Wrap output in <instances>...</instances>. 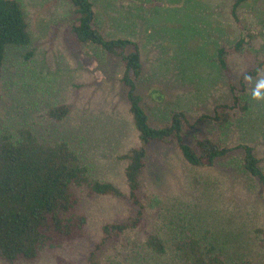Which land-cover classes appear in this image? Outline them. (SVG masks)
<instances>
[{"label":"rangeland","instance_id":"rangeland-1","mask_svg":"<svg viewBox=\"0 0 264 264\" xmlns=\"http://www.w3.org/2000/svg\"><path fill=\"white\" fill-rule=\"evenodd\" d=\"M17 1L32 40L28 47L10 46L6 52L0 138L16 137L17 129L27 127L40 141H63L94 178L126 192L121 156L139 142L118 58L76 41L70 29L75 13L68 0ZM91 2L94 27L105 38L129 39L139 47L142 77L136 93L151 126H162L171 110L184 111L194 127L186 141L206 136L229 147L251 145L264 170V103L250 100L241 74L250 66L264 74V0H247L238 7L243 28L231 15L234 0ZM241 32L248 50L229 58L225 73L215 61L216 49L233 45ZM28 50L32 55L25 59ZM241 86L244 89L238 90ZM150 91H156L158 100ZM234 95L244 96L250 107L244 113L235 108L231 126L219 129L205 116H212L220 104L233 106ZM64 104L71 105L65 119L56 122L48 117L51 107ZM143 186L145 227L162 238L165 254L153 253L145 247L143 234L132 231L120 244L105 245L101 264H180L172 242L181 225L196 237L208 232L235 264H264L262 235L256 231L264 230V198L256 182L240 170L234 152L212 167H193L174 146L152 147ZM84 207L86 238L61 252L69 264H88L102 225L133 214L125 202L112 197L97 196ZM0 264L6 263L0 259Z\"/></svg>","mask_w":264,"mask_h":264},{"label":"trees","instance_id":"trees-1","mask_svg":"<svg viewBox=\"0 0 264 264\" xmlns=\"http://www.w3.org/2000/svg\"><path fill=\"white\" fill-rule=\"evenodd\" d=\"M68 1L75 13L70 29L76 41L97 46L104 53L117 57L123 69L120 82L139 142L138 146L131 147L121 156L126 163L123 175L127 191L112 182L94 178L89 167L63 141H40L27 127L17 129L16 137L3 134L0 138V259L6 264H41L44 260L69 264L70 261L61 252L86 238L88 217L84 204L97 196L125 202L133 214L102 225L101 239L89 253L88 264H101L105 245L120 244L132 231L143 234L145 247L153 253L165 254L166 246L162 238L148 232L145 227L143 177L147 168V153L152 147L174 146L182 159L193 167H212L234 152L240 170L256 182L264 198V170L251 145L229 147L218 138L206 136L186 141L185 135L194 127L184 111L171 110L168 120L160 127L149 124L145 104L136 93V82L142 77L137 43L124 38H105L94 27L91 0ZM246 1L234 0L231 7V15L239 28L243 26L237 9ZM245 38L241 32L233 45L216 49L215 61L223 72H229V58L248 50ZM31 40L22 5L17 0H0V98L8 47H28ZM31 55L28 50L24 57L28 59ZM258 70V66H250L248 73L255 76ZM242 89L243 86L238 88ZM232 90L237 88L232 87ZM155 92L149 93L156 101ZM233 97V106L220 104L212 116H205L219 129L231 126L235 108L244 113L250 107L244 96ZM70 111L69 104L57 105L51 107L47 115L60 122ZM179 230L172 246L180 264H235L208 237V232L200 238L184 225ZM256 231L262 235L259 244L264 250V230Z\"/></svg>","mask_w":264,"mask_h":264},{"label":"clouds","instance_id":"clouds-1","mask_svg":"<svg viewBox=\"0 0 264 264\" xmlns=\"http://www.w3.org/2000/svg\"><path fill=\"white\" fill-rule=\"evenodd\" d=\"M244 83L248 86L249 98L253 103H264V74L252 75L241 72Z\"/></svg>","mask_w":264,"mask_h":264}]
</instances>
